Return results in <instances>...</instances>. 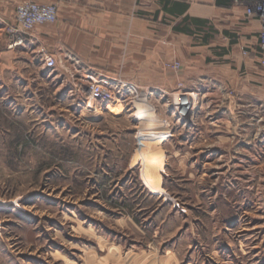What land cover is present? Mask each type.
<instances>
[{"label":"rangeland","instance_id":"rangeland-1","mask_svg":"<svg viewBox=\"0 0 264 264\" xmlns=\"http://www.w3.org/2000/svg\"><path fill=\"white\" fill-rule=\"evenodd\" d=\"M211 34L196 46L207 43V63L227 62L225 36ZM11 58L5 79L35 75L34 103L52 113L24 115L25 101H0V264H158L170 255L178 264H264V144L244 132L243 162L232 160L225 137L231 145L227 127L237 124L220 104L228 92L214 102L198 91L196 111L179 117V99L167 104L133 84L146 104L99 105L78 121L61 81L45 84L41 67L14 69ZM159 142L163 155L151 164Z\"/></svg>","mask_w":264,"mask_h":264},{"label":"crops","instance_id":"crops-1","mask_svg":"<svg viewBox=\"0 0 264 264\" xmlns=\"http://www.w3.org/2000/svg\"><path fill=\"white\" fill-rule=\"evenodd\" d=\"M23 1L0 0V69L3 71L0 101L7 102L11 109L17 107L19 101H25L19 109L24 115L40 114L47 118L52 110L47 111L34 103L36 95L31 92V87L37 81L35 75L8 81L4 72L11 68L7 60L12 57L14 69L41 67L40 80L52 84L50 79L54 76L49 73L48 76L35 58L39 46L51 52L63 46L88 66L110 74L122 72L127 82L141 86L145 93H153L167 104L170 94L174 101L182 94L192 95L205 90L206 99L211 97L214 101L218 99L220 89L234 92V98L227 95L225 102L220 103L225 105L221 113H226L229 123L237 108L242 110L243 134L253 107L264 96L259 47L261 24L248 19L244 9L235 7L232 0H33L39 5L58 6V21L53 25L38 26L28 46L9 50L6 29L15 24L16 9ZM214 28L225 36L230 47L221 54L227 61L222 64L207 63L203 52L207 48L206 42L202 47L196 46L198 38L206 39ZM243 50L248 52L245 57ZM176 62L181 68L171 70L169 67ZM10 83L16 90L23 88L24 94L20 91L15 96L9 90L4 93ZM182 83L185 86L180 93L177 86ZM61 99L69 102L67 109L79 116L78 121L84 120L88 112L79 107L81 97L70 94L64 87ZM140 102L146 104L142 99ZM147 106L153 110L151 105ZM92 115L96 117V114ZM229 125L227 130L233 133ZM246 129V132H256L254 128ZM225 139V147H234L232 140L229 145V136ZM253 144L257 145V142ZM156 261L158 264H178V259L171 255L156 258Z\"/></svg>","mask_w":264,"mask_h":264},{"label":"built area","instance_id":"built-area-1","mask_svg":"<svg viewBox=\"0 0 264 264\" xmlns=\"http://www.w3.org/2000/svg\"><path fill=\"white\" fill-rule=\"evenodd\" d=\"M232 2L235 7L244 9L248 19L257 20L261 24L259 47L262 58L260 65L264 70V0H232ZM57 20L58 7L56 5H39L33 0H24L16 9L15 24L8 29V49L16 50L28 46L33 41L32 36L38 26L54 24ZM244 55H248V52H245ZM35 58L41 64L44 71L61 81V85L65 86L70 94L81 97L79 107H82L83 110L91 114H98L96 108L99 105L121 104L123 106L129 100L137 102L147 98L143 93L140 95L135 86L123 80L121 76L86 65L63 46L58 47L55 52L39 46L35 50ZM152 96L153 94H150V97ZM199 96L200 94L198 93L192 95L183 94L174 108L177 116L192 115L196 111ZM228 96L234 98L235 94L230 91L228 92ZM253 108V112L248 119L249 123L245 125V132L246 128H254L256 131L254 134L255 142L264 144V96L261 102ZM178 109H182L183 114L178 112ZM243 116L244 113L242 110H238V108L234 115H232L237 124L235 125L236 131L238 130L237 133L234 131L236 135L232 137L234 140L236 139V143L234 140L232 142L236 148L235 156L232 160L237 164H242L243 162V154L239 150H243V147L249 145L244 142L242 137V126L244 124L241 123ZM164 124L168 126L165 121ZM170 138L171 135L169 133L166 140Z\"/></svg>","mask_w":264,"mask_h":264},{"label":"bare ground","instance_id":"bare-ground-1","mask_svg":"<svg viewBox=\"0 0 264 264\" xmlns=\"http://www.w3.org/2000/svg\"><path fill=\"white\" fill-rule=\"evenodd\" d=\"M140 102V101H139ZM154 109V112H155V108H153ZM152 127V126H151ZM153 130H155L154 128L153 129H144V132H147V131H153ZM163 137H161L160 139H164L165 140V138L169 135V132H164L163 131ZM164 140H162L161 142H163ZM161 142H159L158 144H154V147H155V150H156V156H157V158L155 159V158H153L152 159V162H151V164H154V163H158L160 160H161V157H162V155H163V152H162V150L160 149L161 147H160V143ZM142 156V155H141ZM143 157V156H142Z\"/></svg>","mask_w":264,"mask_h":264}]
</instances>
